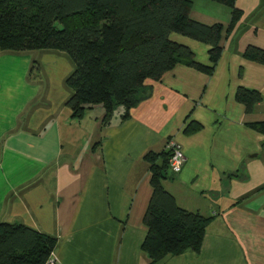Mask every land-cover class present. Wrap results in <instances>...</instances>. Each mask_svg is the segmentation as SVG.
<instances>
[{
  "label": "crops",
  "instance_id": "0c3cea01",
  "mask_svg": "<svg viewBox=\"0 0 264 264\" xmlns=\"http://www.w3.org/2000/svg\"><path fill=\"white\" fill-rule=\"evenodd\" d=\"M189 1V19L222 27L212 72L174 65L144 82L149 95L125 120L117 109L102 128L99 107L80 120L64 107L71 65L63 54L0 51V223L55 238L59 264H147L143 156L170 140L183 164L163 189L178 208L211 219L197 253L156 264H264V137L248 127L263 121L264 110L258 103L245 113L234 100L240 87L264 96V66L242 57L246 47L264 51V0H235L240 15L230 29L228 8ZM169 39L208 65L207 46ZM190 122L199 129L184 134Z\"/></svg>",
  "mask_w": 264,
  "mask_h": 264
},
{
  "label": "trees",
  "instance_id": "16d2710c",
  "mask_svg": "<svg viewBox=\"0 0 264 264\" xmlns=\"http://www.w3.org/2000/svg\"><path fill=\"white\" fill-rule=\"evenodd\" d=\"M208 1L229 9L230 29L240 15L235 0ZM189 9V0H0V51L63 54L71 65L63 81L68 91L64 107L72 120L99 107L102 128L117 109L121 110L119 120H125L128 110L148 97L144 82L158 81L174 65L212 72L222 27L189 19ZM170 34L207 46L208 65L196 63L187 47L170 41ZM242 57L264 66L260 49L246 47ZM33 67L32 62L30 71ZM234 100L245 113L258 103L264 110V96L256 90L237 88ZM248 127L264 137V119ZM198 129V124L190 122L183 133ZM169 156L168 149L143 156L150 195L141 219L145 235L140 252L147 264L186 251L197 253L211 219L178 208L163 189L162 181L172 177ZM55 244V238L21 224L0 223V264H44Z\"/></svg>",
  "mask_w": 264,
  "mask_h": 264
},
{
  "label": "built area",
  "instance_id": "2783aa9c",
  "mask_svg": "<svg viewBox=\"0 0 264 264\" xmlns=\"http://www.w3.org/2000/svg\"><path fill=\"white\" fill-rule=\"evenodd\" d=\"M165 149H168L170 152V156L167 160L168 169L172 174H177L180 171V168L183 164V157L180 151V147L173 141H168L166 143ZM44 264H59L54 260V257L50 253L48 259Z\"/></svg>",
  "mask_w": 264,
  "mask_h": 264
}]
</instances>
